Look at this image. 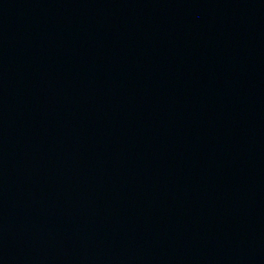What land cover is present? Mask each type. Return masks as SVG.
<instances>
[{
	"label": "water",
	"instance_id": "95a60500",
	"mask_svg": "<svg viewBox=\"0 0 264 264\" xmlns=\"http://www.w3.org/2000/svg\"><path fill=\"white\" fill-rule=\"evenodd\" d=\"M138 264H264V0H190Z\"/></svg>",
	"mask_w": 264,
	"mask_h": 264
}]
</instances>
